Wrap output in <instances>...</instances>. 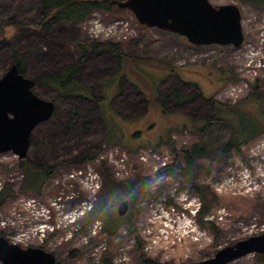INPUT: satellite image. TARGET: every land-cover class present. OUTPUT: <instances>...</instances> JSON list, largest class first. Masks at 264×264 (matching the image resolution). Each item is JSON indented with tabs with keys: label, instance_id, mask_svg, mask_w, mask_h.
I'll list each match as a JSON object with an SVG mask.
<instances>
[{
	"label": "rangeland",
	"instance_id": "1",
	"mask_svg": "<svg viewBox=\"0 0 264 264\" xmlns=\"http://www.w3.org/2000/svg\"><path fill=\"white\" fill-rule=\"evenodd\" d=\"M209 1L216 7L240 8L245 34L241 48L194 46L180 35L142 26L130 11L121 9L94 13L78 24L56 22L50 33L13 34L0 45V79L19 54L33 80L77 64L80 84L93 94L89 100L69 99L35 86L34 92L54 102L56 110L35 129L28 157L53 168L55 174L41 195L28 192L23 189L19 157L0 154V192L7 187L15 192L0 208V237L22 248L51 252L59 264H146L147 260L190 264L264 233V136L225 160L219 148L228 139L226 133L203 137L184 128L185 123L204 119L208 99L236 104L254 94L255 86L264 95V9L244 0ZM39 5L40 0H0V27L13 21L38 24ZM110 31L114 34L108 36ZM94 41L121 44L129 56L146 60L140 72L161 80L160 102L151 101L156 82L140 76L133 64L120 67L117 57L92 52L82 59L78 47ZM236 86L244 90L235 100L231 96ZM170 89L193 100L177 107L166 101ZM105 115L111 117L113 134L123 145L105 141ZM168 134L178 150L193 144L207 149L208 156L198 160L194 172L202 193L193 183L157 170L161 164L155 153L171 154L175 162L172 150L159 145ZM87 151L100 154L84 162ZM111 159L125 160L121 163L125 168ZM111 177L115 182L150 179V194L119 217L118 204L127 196L106 193ZM95 180L98 187L93 191ZM183 195L201 210L206 205L204 221L210 225L198 222L201 210L197 216L190 211L195 205L183 214ZM97 206L105 212L107 224L102 219L89 223L87 214ZM259 257L264 258L251 254L230 264H261Z\"/></svg>",
	"mask_w": 264,
	"mask_h": 264
},
{
	"label": "trees",
	"instance_id": "2",
	"mask_svg": "<svg viewBox=\"0 0 264 264\" xmlns=\"http://www.w3.org/2000/svg\"><path fill=\"white\" fill-rule=\"evenodd\" d=\"M123 1L125 0H40L39 16L41 19L38 24L13 21L4 27H0V45L9 41L13 34L30 31L50 33L56 22L62 24H78L86 21L96 12L111 13L114 9H120L119 3ZM244 1L258 9H264V0ZM78 50L83 56L82 59H84L88 53L92 52L96 54H111L117 57L120 67H125V64H129L130 66L133 64L134 68L136 67L138 69L136 72L140 76L146 77L149 82H153V84L156 82L154 87L151 86V93L153 94L151 101L153 104L160 102L157 96L161 80L158 81L157 78L148 72L145 74L146 76L143 75L140 72L141 69L139 67L140 65H143L146 60L140 59L136 54L129 56L124 52V48L121 44L94 41L86 46H79ZM14 64H16L20 72L27 77L26 62L23 56L16 54L12 65ZM80 72V66L73 64L70 67L58 70L54 73L42 75L34 81L36 82V85L40 84L46 88L59 92L63 98L81 99L86 95L93 97L91 90L89 88H84L80 84L78 79ZM125 77L127 78L128 76L125 75ZM157 82H159V84ZM254 91V94L236 104L221 103L214 98L206 100V110L209 109V111L204 119L185 123L186 125L184 128L190 131L193 135L198 134L203 137L213 136V134H217L218 132L226 133L228 139L220 146V154L225 160L235 154H240L244 147L248 146L259 137L264 136V95L259 92V86H255ZM167 100L172 101V104L178 107L180 105H188L189 101L193 100V97L187 98L184 94L179 93L178 90L170 89L169 94L166 97V101ZM105 105L107 106V104ZM100 106H102L103 109L104 103L101 102ZM104 117L107 127V132L104 135L105 141L110 146L123 145L119 136L113 134L111 117L106 115ZM32 142L33 134L31 136V144ZM160 144L170 148L175 155V162L161 171L171 173L174 176L193 183L195 189L200 191V188H198L195 183L196 177L194 172L198 160L208 156V151L205 146L193 144L190 148L178 150L175 147L172 134L163 137L160 140L159 145ZM124 146L127 147L126 145ZM127 148L131 153H136L137 151L135 148ZM99 154V151H87L84 153L83 161H94ZM19 169L22 171L25 178L23 189L38 195L42 194L44 188L55 174L53 168L32 163L29 157L19 161ZM107 177L109 178L108 174ZM150 185V179H145L140 182H115L111 177L110 182L106 185V193L114 192L117 197H121L122 193L126 194L127 197L124 199L130 201V208H132L136 202L149 196ZM14 197L15 192L13 188H4L0 192V208H2L8 200ZM156 197L158 198V196ZM204 197L205 195L203 194V199H205ZM205 208L206 205L204 204V207L198 216V222H200L202 226L207 227L210 223L204 221ZM99 214H102V216ZM105 215V212L100 210L99 206H97V208L92 207L87 214L89 223L97 219H102L104 221L103 218L106 217ZM105 224L107 223L105 222ZM112 229L113 228L106 226L107 231L115 233L116 230ZM137 240L139 246H141V239L137 237ZM259 258L260 263L264 264V258ZM145 263L160 264L155 260H147Z\"/></svg>",
	"mask_w": 264,
	"mask_h": 264
},
{
	"label": "water",
	"instance_id": "3",
	"mask_svg": "<svg viewBox=\"0 0 264 264\" xmlns=\"http://www.w3.org/2000/svg\"><path fill=\"white\" fill-rule=\"evenodd\" d=\"M119 8L130 11L139 24L185 37L194 46H233L245 43L242 13L237 5L214 6L209 0H125ZM36 82L16 64L0 79V154L12 152L28 158L31 136L48 122L56 105L39 97ZM130 201L122 200L117 215L125 217ZM251 254L264 256V233L220 250L214 257L190 264H230ZM2 264H59L56 256L41 248H22L0 237Z\"/></svg>",
	"mask_w": 264,
	"mask_h": 264
},
{
	"label": "built area",
	"instance_id": "4",
	"mask_svg": "<svg viewBox=\"0 0 264 264\" xmlns=\"http://www.w3.org/2000/svg\"><path fill=\"white\" fill-rule=\"evenodd\" d=\"M132 18L135 20V18L132 16ZM111 34H114L113 33V31H110V32H108V36L109 35H111ZM246 88H247V86H246ZM244 90V88L243 87H241V86H236V87H234V89H233V95L231 96V97H233V99H235L236 100V98L242 93V91ZM124 158H125V153H124V156H123ZM154 157L160 162V164L161 165H159V168H157V170L159 171H161L162 169H165V168H167L168 166H170V165H172V163H173V160H172V155L171 154H167V155H165V156H159L157 153H155L154 154ZM142 160L143 161H146V159L145 158H142ZM125 160H116V161H113L112 159L110 160V162L111 163H115L117 166L120 164L122 167H124L125 168V166L123 165V164H121V163H123ZM91 172V171H90ZM92 174V173H91ZM92 177H94V178H96V180H97V176H95L94 174H92ZM96 180L94 181V184H93V186H94V189H93V191H95V189L98 187L97 186V183H96ZM183 197V201H182V206H183V209H184V211H183V214H185V211H188V210H190V208L192 207V206H196V208L195 209H192L191 208V212L193 213V215L194 216H197V213H199L200 212V210H201V207L200 208H198V206H197V204L194 202V200L192 199V198H188V197H186L185 199H184V195L182 196ZM190 199V200H189ZM189 201V202H188ZM187 219V218H186ZM189 219V218H188ZM74 222V221H73Z\"/></svg>",
	"mask_w": 264,
	"mask_h": 264
},
{
	"label": "flooded vegetation",
	"instance_id": "5",
	"mask_svg": "<svg viewBox=\"0 0 264 264\" xmlns=\"http://www.w3.org/2000/svg\"><path fill=\"white\" fill-rule=\"evenodd\" d=\"M82 98H83V99H86V100H89L90 97L86 95L85 97H82ZM105 100H106V99H104V101H105ZM106 103H107V101H106Z\"/></svg>",
	"mask_w": 264,
	"mask_h": 264
}]
</instances>
